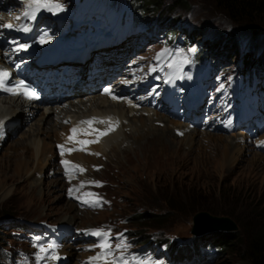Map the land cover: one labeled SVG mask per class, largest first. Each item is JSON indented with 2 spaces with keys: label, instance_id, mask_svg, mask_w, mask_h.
<instances>
[{
  "label": "rangeland",
  "instance_id": "1",
  "mask_svg": "<svg viewBox=\"0 0 264 264\" xmlns=\"http://www.w3.org/2000/svg\"><path fill=\"white\" fill-rule=\"evenodd\" d=\"M171 1L173 0H164L163 7L157 10L161 12ZM183 1L192 4L190 12L188 10L184 12L186 9L183 8L176 9V12H180V20L192 28L198 38L204 37L207 43L211 41L210 39H215L219 43L217 47H220L225 42L224 39L228 38L224 35L229 34L228 32L234 28L238 32L237 41L240 46L243 44L247 50L253 52L263 48V20L236 27L212 0ZM59 2L64 4L63 8H71V0H59ZM178 2L180 3L179 0ZM181 31L186 32L183 28ZM248 39H251V42ZM227 49L232 51L230 47ZM142 52L146 55L144 51ZM261 55H264V50ZM136 70H139V66ZM263 96L262 94L261 97ZM87 104L80 110L88 109L89 103ZM36 106L37 111L35 110L36 113L31 118L28 116L27 119V115H18L16 120L18 123L22 120V124L0 147V247L4 245L7 248L10 243L18 245L12 237L16 228L7 226L3 222L7 217L30 222L47 220L53 223H66L77 228L90 226L91 229L106 228L112 229L111 233L119 234L122 230L132 232L139 230L137 222L129 219L136 212H169L167 202L170 200L179 209L173 211L165 226L157 230L161 233L160 236L165 234L172 240L176 239L178 246L180 242L195 236L202 238L212 233H233L238 235L237 250L219 253L209 264H250L242 256V247L252 228L260 225L264 220V153L253 149L249 144V138L246 141L250 146L239 132L223 134L209 131V127L200 131L201 127L197 128L198 120H189L185 126L189 130L182 137H178L173 130L179 127L178 124L180 126L182 124L163 116L162 125H156L155 122L157 127L163 126V129H169L165 131L163 138L153 143H146L145 146L134 143L131 137L129 141L122 142L117 152L98 158L102 162L98 163L99 170L90 171L85 176V182L98 181L99 185L86 183L79 188L75 176L70 186H74L76 192L72 189L69 199L64 196L62 179L57 174L55 160H49L48 166L35 176L28 175L25 171L16 175L13 168L17 149L32 136L28 135L24 140L21 134H31L38 127L34 124L38 123L43 114L45 107L37 104ZM55 107L57 108L56 105ZM73 108L71 111H76ZM58 113L61 114V109ZM72 115L62 116V119ZM135 125L129 122V126L124 128L123 132L133 136L136 132L130 128H134ZM204 133L206 136L202 141ZM215 135L222 136L223 140L217 139ZM46 160L47 157L44 163ZM78 180L81 182L82 178L78 177ZM84 193L95 194L94 197H85V199H104L108 204L104 205L102 210H98L93 206L94 204L83 203L77 198ZM201 204L209 206L212 211L199 208ZM199 212L227 217L236 225V229L200 230L194 233L196 229L194 216ZM152 231L155 230L150 229L148 233ZM136 239L138 244H143L145 241L144 235ZM69 251L68 246L63 250L66 253ZM134 251L135 249L127 247L126 254ZM144 251L149 252V249L144 248ZM25 252L29 256H34L36 249L27 247ZM55 252L60 253L57 249ZM164 252L167 253L166 263L161 253L155 258L147 255L134 259L138 264L144 261L145 264H188L171 254L167 248ZM69 254V263H73L78 255L84 256L83 253L78 254L72 250ZM193 259L203 258L195 256ZM18 264L24 263L18 262Z\"/></svg>",
  "mask_w": 264,
  "mask_h": 264
},
{
  "label": "bare ground",
  "instance_id": "2",
  "mask_svg": "<svg viewBox=\"0 0 264 264\" xmlns=\"http://www.w3.org/2000/svg\"><path fill=\"white\" fill-rule=\"evenodd\" d=\"M84 96L86 100H82ZM84 96L80 97L78 104L71 105L76 111L61 109V114H59L58 111L60 112V109L56 108L54 105L45 107L42 111L43 114L38 120V123L40 122L39 125L38 123L34 124L38 127L31 134H21L24 137V140H26L28 135L32 136H30L25 144H22L23 146L20 145L19 149L16 151L17 153L15 152L16 156L13 160V168L16 175H18L21 171H25V173H28V175L35 176L36 173H40L48 166L49 160L54 161L55 142L62 145L61 142L67 139V136L71 134L69 130L73 127L70 124L62 123V116L65 115L73 114L70 116V118L87 117L90 115H103L104 119L111 118L112 124L115 128L114 131H111L108 135L103 136L98 143L87 145V151H73L71 153H64L71 159L70 162L83 167L85 164L90 165L102 163L100 160H98V156L117 152L120 149L121 143H124V141H129L130 137L133 139L134 143L139 144L140 146H145L146 143L148 144L156 142L157 139L160 140L163 138L165 131L169 130L168 128L163 129V126L162 128H159L155 125V122H161V119L163 116H165L164 114H161L157 111L149 113L148 110H145L147 112L145 115L143 110L133 111L131 108L125 106L122 102L114 103L110 101L109 98L98 93L96 94L92 92ZM87 103H89V108L86 110H84L85 108L80 110L82 106L86 107L88 105ZM22 106V103L15 98L6 99L0 97V118L17 121L16 119L18 118L19 114L22 116L26 113L24 109H22ZM35 110L36 105L33 103L30 106L29 111L35 112ZM122 119H126L127 122L122 123ZM21 122L22 120L20 121V124H22ZM129 122L130 124L133 123V125L136 124L134 128H130L133 130V132H136L133 134V136H129L123 132V129L129 126ZM107 126V124L103 125L99 123L98 128L104 129ZM178 126L180 127V124H178ZM81 127H83V125ZM203 135L204 136L201 138L202 141L205 140L206 134L204 133ZM215 137L219 140H223V137L220 135H215ZM81 138L95 139L94 136ZM68 144L69 145H67L66 148L79 147V145L73 143ZM94 153H99V155H95ZM46 157L47 160L46 163H44ZM195 222L196 224L198 223V221ZM213 222L215 221L204 216L202 217V222H200L198 226L200 230H205L208 229L209 225H212ZM67 246L70 251H74L70 245H66L65 248Z\"/></svg>",
  "mask_w": 264,
  "mask_h": 264
},
{
  "label": "trees",
  "instance_id": "3",
  "mask_svg": "<svg viewBox=\"0 0 264 264\" xmlns=\"http://www.w3.org/2000/svg\"><path fill=\"white\" fill-rule=\"evenodd\" d=\"M145 7L146 12H153L165 20L172 23L173 21L179 20L181 15L180 12H176L178 9H186L184 12H190L192 4L186 1L173 0L164 7L161 12L158 8L163 7L165 4L164 0H134ZM215 6L222 11L226 17L231 20L236 26L253 24L255 21H262L264 23V0H212ZM177 2V3H176ZM177 9V10H176ZM233 28L229 31L227 45L233 48L237 43L238 32ZM264 42V41H263ZM264 50V46L257 53L261 54ZM262 56V55H261ZM264 59V55L262 56ZM264 61V60H263ZM193 194V192H192ZM201 198V196H200ZM169 212L155 213V212H143L135 213L129 219L130 221H136L139 230L134 231V237L139 238L144 235L146 241H148V232L150 229L158 230L165 226L169 216L173 211H178V206L173 205L170 200L167 202ZM199 208L205 209L211 212L212 209L209 206L200 205ZM194 210V209H193ZM192 210V211H193ZM8 216V215H7ZM152 222V223H149ZM202 242L203 244L212 245L219 250L222 254L226 251L235 252L237 250L238 235L233 233H212L208 236L197 238L196 244ZM242 256L246 258L250 264H264V220L263 223L257 227H253L247 236V240L242 247Z\"/></svg>",
  "mask_w": 264,
  "mask_h": 264
},
{
  "label": "snow or ice",
  "instance_id": "4",
  "mask_svg": "<svg viewBox=\"0 0 264 264\" xmlns=\"http://www.w3.org/2000/svg\"><path fill=\"white\" fill-rule=\"evenodd\" d=\"M53 8L56 10H62L59 4L55 3H47L45 0H30L29 3V11L24 13V16L27 17L29 20L36 19V12L41 9H47L51 11ZM19 19V17L17 18ZM6 28H13L14 25L12 23H8L3 25ZM19 30L28 32L30 31V27L25 24L19 27ZM51 39V37H49ZM47 41L41 38L40 43H46ZM16 46L12 49L13 51H20L25 50L28 45L13 42ZM7 56L8 53H5ZM162 53H158L155 60L159 61L161 59ZM170 66V65H169ZM155 68H150L149 71H154ZM8 73L4 70H0V89L5 92H8L12 95H23L28 99H37L36 93L31 90L30 86L26 84L24 80L15 81L11 84V86L6 85V77ZM104 94L112 96L113 99H117L115 95L112 94V90L110 88H105ZM96 123L100 124H107L108 126L104 129L96 128L94 125ZM82 125H87V127H81ZM115 128L112 124L111 118L107 119H100L97 117H90L86 120L79 121L77 125L73 126L69 131L70 135L67 136L65 143H73L79 145V147L73 148H66L64 145H59L61 149V154L63 155L65 152L71 153L73 151H87V145L92 143H98L99 140L109 134V132L114 131ZM94 136L95 139H82L81 137H91ZM95 155H99V153H94ZM62 164L65 165L66 172L68 171V166L71 165V168L74 170H78L81 173L85 171L80 165L72 164V162L64 160ZM86 183L96 184L99 185L98 181H82L80 187H83ZM73 190L70 189L69 192L71 194ZM94 193H84L81 197H77L78 199L82 200L83 203L87 204H96L98 203L97 200L92 199H85V197H94ZM87 232L91 235H94L99 238V242L93 245V248L99 249L95 256H91L88 258L87 264H135L134 260H129L125 255L127 246L123 241V234H117L118 238L120 239V243H117L115 247H113L111 240V230H104V229H89ZM57 245L54 243L48 244L47 248L40 247L39 251L37 252V264H47L48 260H57L59 259L58 254H56L55 249ZM123 250V251H120ZM43 253V255H41Z\"/></svg>",
  "mask_w": 264,
  "mask_h": 264
},
{
  "label": "water",
  "instance_id": "5",
  "mask_svg": "<svg viewBox=\"0 0 264 264\" xmlns=\"http://www.w3.org/2000/svg\"><path fill=\"white\" fill-rule=\"evenodd\" d=\"M208 217L212 219L213 222L212 225H209L208 229L205 230H222V231H230L236 229V225L231 222V220L227 217H217V216H211L210 214L206 212H199L194 216V221H198L196 224V229L194 230V233H197L200 231V228L198 224L202 222V217ZM198 235V234H197Z\"/></svg>",
  "mask_w": 264,
  "mask_h": 264
}]
</instances>
